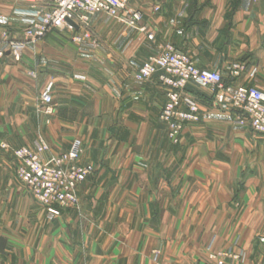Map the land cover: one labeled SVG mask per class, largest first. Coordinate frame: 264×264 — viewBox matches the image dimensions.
Here are the masks:
<instances>
[{"label": "crops", "instance_id": "crops-1", "mask_svg": "<svg viewBox=\"0 0 264 264\" xmlns=\"http://www.w3.org/2000/svg\"><path fill=\"white\" fill-rule=\"evenodd\" d=\"M12 1L0 0L5 49L10 39H24L22 19L30 14ZM130 7L143 14L146 32L95 17L99 47L79 62L58 52V30L0 61V174L7 178V207L13 208L0 236L6 242L0 264H13L9 247L16 224L26 218L21 208L34 202L17 179L14 151L36 150L42 138L50 146L46 160L82 141L79 164L96 170L80 187L81 200L97 221L128 223L130 253L162 244L164 264H213L209 248L236 245L247 253L245 264H264V136L237 125L233 109L217 106L210 90L191 84L185 95L202 117L173 145L160 120L168 89L159 75L135 78L150 59L173 47L197 68L264 93V0H130ZM234 65L243 67L237 79L230 77ZM49 82L55 85L51 118L37 107ZM110 137L116 144L107 151ZM141 145L147 149H132ZM163 190L174 193L163 196ZM64 216L75 219L73 213ZM68 251L69 264H79L74 246Z\"/></svg>", "mask_w": 264, "mask_h": 264}, {"label": "built area", "instance_id": "built-area-1", "mask_svg": "<svg viewBox=\"0 0 264 264\" xmlns=\"http://www.w3.org/2000/svg\"><path fill=\"white\" fill-rule=\"evenodd\" d=\"M26 7L28 14L22 19L25 26L22 41L10 39L5 49L0 40V61L8 54L25 50L30 44L43 40L52 31H68L72 42L83 51L96 47L93 41L92 22L97 16L115 19L146 32L143 14L130 7V0H17ZM78 27V29H77ZM153 39V34L149 35ZM243 67L234 65L230 77H240ZM36 77L35 73L31 74ZM159 75L160 82L168 89L167 102L160 120L167 126L168 139L173 145L181 143L182 135L189 125L200 122L202 114L197 103L184 100V91L194 84L212 92L217 106L233 109L237 113L236 124L250 125L253 131L264 136V93L255 87L235 86L227 82L220 72L203 70L184 53L173 47L139 69L135 78L147 81ZM54 82L44 87L40 96V112L46 116L54 114ZM83 143L75 140L71 149L43 160L49 147L41 142L36 150L24 147L14 151L18 161L17 176L41 204L49 207L74 208L80 203L78 190L93 173V165L79 164ZM4 146V149H7ZM159 255L154 260L158 262ZM211 260L217 264H243L244 255L232 250L214 253Z\"/></svg>", "mask_w": 264, "mask_h": 264}, {"label": "rangeland", "instance_id": "rangeland-1", "mask_svg": "<svg viewBox=\"0 0 264 264\" xmlns=\"http://www.w3.org/2000/svg\"><path fill=\"white\" fill-rule=\"evenodd\" d=\"M7 2H10L11 4L14 3L12 0H7ZM100 17L103 18L105 16ZM92 30L94 36L93 41H95L96 44V47L93 50H95L99 47L98 39L100 38L94 26ZM53 36L60 39V47L58 46V52H60L61 54H70L71 58L76 60V62H79L83 59L82 54L89 52L83 51L77 45H75L72 42L71 34L68 31H58ZM30 46L34 48L36 44L29 45L25 50L16 51L11 54L17 57L18 55L23 54L24 51L29 50L28 48ZM9 48L10 46L7 45V50H9ZM11 54L9 53L8 55ZM32 57V66L34 68L35 51L32 52ZM186 90L184 91L183 99L187 101L190 99H188L185 95ZM37 107L39 110V103ZM55 114L56 112H54L53 115L48 116V118L53 117ZM110 139H112V143H108L105 146V148H107V151L115 148V137H110ZM38 142H44L50 149V146L45 138L40 139ZM147 144H149V142H147L146 145ZM2 147L4 148V145ZM127 148H130V146ZM132 149H139V151H143L147 148H144L141 145ZM52 157L47 160L43 157V160L47 162ZM6 179L7 178L5 175L0 174V236H2V234L7 231V212H12V207H7ZM17 179L24 187H26L20 181L18 176ZM84 183L79 186V189ZM170 192L171 191L163 190V196L164 194H171ZM28 193L30 194L29 196H31L34 202L33 204L29 203L27 204V206L21 208L22 213L26 214V218L25 220L16 224L17 232L14 233V236L16 238L13 240L12 246L9 247L10 255L15 252L13 256V264H69L68 248L70 246H74V248L77 250V260H79L78 262H80L81 264H84V262L86 264H164L162 244L159 246L153 245L152 247H150L151 249L149 248V250H147L145 246H141V249L139 248L140 253H130L132 249V239L130 237H127V235L125 234V227L128 223L115 221V217H112L111 221H100L99 219L97 221L95 215L93 216L92 213L89 212V206L86 211L84 205L85 203L81 200L79 190L78 196L80 203L77 207L71 209L45 206L38 202L32 196L29 190ZM173 193L174 191L172 190L171 195H173ZM106 208L107 207H105L104 209ZM71 213L75 215V219L73 222H71V220L69 222L64 216ZM53 216L55 217L52 218ZM57 230H59V232H57ZM142 239L143 238H140V241H142ZM94 242L95 245L93 244ZM230 250L243 253V264H245L247 260V253L242 248L235 245V247ZM220 252L225 251L213 252V250L209 248L207 252L208 258L210 259L211 254H217ZM156 254L159 255L158 262L154 260ZM209 261H212L213 264H217L214 260L210 259ZM232 262L233 261L230 260L227 261L226 264H232ZM7 264H10L9 261H7Z\"/></svg>", "mask_w": 264, "mask_h": 264}, {"label": "water", "instance_id": "water-1", "mask_svg": "<svg viewBox=\"0 0 264 264\" xmlns=\"http://www.w3.org/2000/svg\"><path fill=\"white\" fill-rule=\"evenodd\" d=\"M78 29V27H77ZM6 247V242L4 239H0V252L3 253Z\"/></svg>", "mask_w": 264, "mask_h": 264}]
</instances>
